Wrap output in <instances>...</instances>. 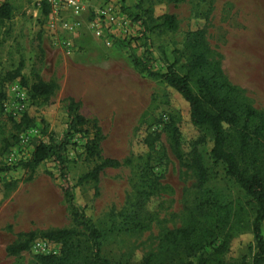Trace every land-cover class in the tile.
<instances>
[{
    "label": "rangeland",
    "instance_id": "1",
    "mask_svg": "<svg viewBox=\"0 0 264 264\" xmlns=\"http://www.w3.org/2000/svg\"><path fill=\"white\" fill-rule=\"evenodd\" d=\"M5 2L13 4L14 16L0 23V89L7 95L6 112L16 119L27 114L33 123L0 155V164L8 168L0 171V264H36L37 255L61 248L60 243L38 236L26 251L8 254L7 247L24 233L73 227L83 231L75 222L57 163L44 161L29 180L30 173L20 164L31 157L39 141H60L66 135L71 100L84 118L98 121L104 137L102 156L122 162L118 168H106L96 187L78 183L92 166L84 160L87 138L80 132L68 135L69 185L74 203L89 218L101 227L113 223L122 227L120 213L132 207L142 187L139 165L149 164L160 184L141 212L143 226L109 232L102 245V253L115 262L141 264L146 256L159 253L166 231L188 224L187 211L198 202L195 178L167 136L170 112L181 114L186 152L199 131L190 122L182 96L143 71L136 58L154 72L173 68L188 74L191 32L202 29L211 66L264 112V0H92L94 8L83 13L65 5L59 14L51 8L47 18L42 0H2L1 5ZM102 5L114 6L129 23L101 18L97 9ZM143 10L153 17L173 14L176 29L146 31L133 17ZM63 22L74 30H64ZM61 37L69 39L71 47L62 46ZM34 73L55 85L45 107H36L24 84V79L28 84L34 81ZM191 84L197 90L195 79ZM211 145L209 141L201 147L211 176L206 186L232 215L226 228L228 245L219 249V236L195 255L179 257L193 264H253L257 252L253 206L226 174L225 165L211 158ZM212 213L210 221L223 211ZM261 231L264 238V223Z\"/></svg>",
    "mask_w": 264,
    "mask_h": 264
},
{
    "label": "trees",
    "instance_id": "2",
    "mask_svg": "<svg viewBox=\"0 0 264 264\" xmlns=\"http://www.w3.org/2000/svg\"><path fill=\"white\" fill-rule=\"evenodd\" d=\"M42 14L48 17L51 5L42 0ZM14 16V6L5 2L0 6V23L10 20ZM140 20L145 30L162 29L174 30L177 19L173 14L164 13L158 17L145 10L142 15H134ZM149 22L152 25H149ZM189 47L191 51L188 63L189 73L180 74L173 68L167 72H154L147 67L146 62L136 58V64L142 67L151 77L165 82L176 90L188 103L189 117L192 125L197 127L199 135L189 143V151L184 149V140L181 136V114L177 110L170 112L166 128L171 146L177 151L179 158L195 178L194 188L198 192V202L188 211V224L185 227L166 231L160 240L159 253L146 256L141 264H193L185 262L179 255H195L206 243L222 238L219 249L228 245V231L231 226L232 215L228 208L221 205L210 194L207 184L210 180V171L206 165L201 147L211 141L210 156L215 162H222L226 174L235 180L249 197V204L253 206L255 218L252 226L257 252L253 264H264V238L262 225L264 223V112L255 107L236 87L221 73L211 66L208 58V48L204 40V32L198 29L191 32ZM195 79L197 90L192 88L191 81ZM33 103L36 107H45L50 104L55 85L45 82L38 73H34V81L28 84ZM6 92L0 89V155L20 141L21 133L31 127L33 118L25 114L16 119L6 112ZM78 105L74 100L68 106L69 126L66 135L57 141L51 138L39 141L31 157L21 162L32 179L37 168L46 160L53 159L57 163L60 176L66 183L65 194L73 210L75 222L82 226L78 228H60L42 232L24 233L18 240L7 247L10 255H18L26 251L31 243L38 238L58 242L61 248L57 253L37 255L36 264H123L115 262L102 253V245L109 232L114 230L130 231L143 226L141 212L150 202L160 186L154 177L149 164L139 165L142 187H138V196L135 203L128 210H123L124 224L117 227H101L89 218L75 203L72 189L68 181L67 157L69 136L82 133L87 138L84 145V160L92 164L78 183L92 184L96 187L100 174L106 168H118L121 160L104 158L101 154V143L104 140L98 121L84 118L78 113ZM69 135V136H68ZM185 156V157H184ZM184 157V159H183ZM8 170L0 164V171ZM212 210H222L223 214L210 221ZM224 236V237H223ZM226 237V238H225ZM225 238V239H224ZM242 264H250L244 261Z\"/></svg>",
    "mask_w": 264,
    "mask_h": 264
},
{
    "label": "built area",
    "instance_id": "3",
    "mask_svg": "<svg viewBox=\"0 0 264 264\" xmlns=\"http://www.w3.org/2000/svg\"><path fill=\"white\" fill-rule=\"evenodd\" d=\"M0 0V6H1ZM49 4L51 5V8L54 9L56 14H59L62 10L63 6H67L70 9H72L76 14L83 13L84 11L90 10L91 8H94V3L92 0H47ZM98 14L101 18L108 20L111 23H118L119 20H121V24L124 23L125 25L129 23V19L127 16L119 17L118 9H116L114 6L109 5H102L98 9ZM62 27L64 30L67 31H73L74 26L70 23L63 22ZM61 41V45L64 47H71V42L67 38L61 37L58 39Z\"/></svg>",
    "mask_w": 264,
    "mask_h": 264
}]
</instances>
